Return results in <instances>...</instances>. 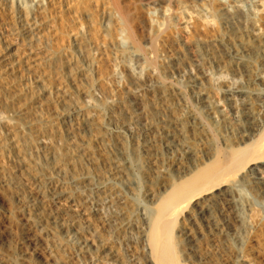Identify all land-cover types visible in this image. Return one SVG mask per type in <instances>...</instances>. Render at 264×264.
I'll list each match as a JSON object with an SVG mask.
<instances>
[{"label": "bare ground", "instance_id": "6f19581e", "mask_svg": "<svg viewBox=\"0 0 264 264\" xmlns=\"http://www.w3.org/2000/svg\"><path fill=\"white\" fill-rule=\"evenodd\" d=\"M60 1L0 0L22 40L0 47L7 223L24 218L43 264H76L71 248L115 264L240 255L264 217V0H139L160 13L152 32L128 0H91L53 47ZM19 254L7 239L0 264H34Z\"/></svg>", "mask_w": 264, "mask_h": 264}, {"label": "rangeland", "instance_id": "374dc122", "mask_svg": "<svg viewBox=\"0 0 264 264\" xmlns=\"http://www.w3.org/2000/svg\"><path fill=\"white\" fill-rule=\"evenodd\" d=\"M13 2H14V4H16V2H17V5H19L18 3H22L21 5H23L24 7H29V8H31L32 6H34L33 4L36 2V1H38V0H12ZM64 0H62V1H60V2H58L56 5L57 6H59L60 5V7L58 8L60 11H58V9H53V16L56 18H53L54 19V21H53V23H54V28L57 30V32H56V30H55V32L53 31V33H57L58 35L56 36V35H54V37L52 38V42H55V43H52V46L53 45H55V46H59V44L61 45L62 43L64 44V42H65V40H66V36L67 35H65V33L66 32H68L69 33V31H71V29H73V25H72V23L70 22V20L69 19H72V17L75 15L74 13V10H75V8H76V6H77V8L79 7V8H87L89 5V7L88 8H91V7H94L95 9H97V6L96 5H94L95 3H93V1H91V0H74V2L72 1V3L70 4H67L68 3V1L70 2V0H65L64 2H63ZM86 3H85V2ZM129 2H131L133 5H134V7H135V14L137 15V17H138V19H142L141 21L144 23V25H145V28H146V31L147 32H152L153 31V27H155V24H157V21H159V14L160 13H158V10H156V9H153V10H151V13H150V15L149 14H147V12H145V8H144V6L142 5V3L139 1V0H128ZM63 2V3H62ZM77 2V3H76ZM79 2V3H78ZM63 4V5H62ZM78 4V5H77ZM86 4H88V5H86ZM55 5V6H56ZM72 5H73V7H72ZM93 5V6H92ZM138 5V6H137ZM140 5V6H139ZM31 6V7H30ZM64 7V8H62V7ZM67 6V7H66ZM71 8H69V7ZM142 6V7H141ZM3 9H0V47L1 46H3V44H6V42L7 43H11V45H13L14 47L15 46H19L20 44H21V42H22V40L20 39V37H18V36H16V35H13L12 34V29H14V28H16L17 27V22H16V20H15V18H12V14H10V12L8 11V10H6L7 8H5L6 7V5L5 6H1ZM0 7V8H1ZM61 8V9H60ZM72 8H74V10L72 9ZM94 8H92V9H94ZM142 8V9H141ZM2 10V11H1ZM6 10V11H5ZM56 12H55V11ZM144 10V11H143ZM66 11V12H65ZM156 11V12H155ZM9 12V13H8ZM60 12V13H59ZM63 12V13H62ZM138 12V13H137ZM57 13V14H56ZM156 14V15H155ZM172 14V12H170V14L169 15H171ZM57 16V17H56ZM61 16V17H60ZM71 16V18H69ZM172 17H175V14H173V15H171ZM141 17V18H140ZM149 17V18H148ZM152 18V19H151ZM159 18V19H158ZM2 20H3V22H2ZM15 22H13V21ZM6 22V23H5ZM13 22V23H12ZM67 22V23H66ZM14 24V26H13V28H12V24ZM16 24V25H15ZM71 24V25H70ZM10 25V26H9ZM56 25V26H55ZM66 25H68L67 27H66ZM149 26V27H148ZM10 27H11V29H10ZM71 28V29H69V31H68V28ZM12 30V31H11ZM59 30V31H58ZM63 30V31H62ZM66 31V32H65ZM95 31V30H94ZM59 32V33H58ZM65 32V33H64ZM11 33V36L12 37H10L9 36V34ZM52 33V32H51ZM60 34V35H59ZM67 34V33H66ZM8 35V36H7ZM63 36V37H62ZM65 36V37H64ZM14 37H16V39L14 38ZM18 38V39H17ZM58 38V39H57ZM65 38V39H64ZM64 39V40H63ZM8 40V41H7ZM12 40V41H11ZM61 41V42H60ZM121 41H123L122 42V45L124 44V46H125V48L127 47H129L130 46V43H129V41L128 40H126V38L125 37H122V39H121ZM13 42V43H12ZM126 42V43H125ZM59 43V44H58ZM18 44V45H17ZM21 46V45H20ZM55 46H53V47H55ZM135 66H134V65ZM131 65L134 67V68H137V64L135 63V62H131ZM140 70V69H139ZM141 71V70H140ZM141 73H142V75H144L145 74V70H143V71H141ZM178 75V76H177ZM174 76V77H173ZM176 77V78H175ZM184 79V78H186V76H182V75H180V74H178V73H175V75L173 74L172 75V77L170 78V79H168L170 82H177V80H179V79ZM180 79V80H181ZM185 80V79H184ZM183 82V86H181V87H183L182 89H185L184 90V92L185 93H188V95H189V86H187L186 85V83H185V81H182ZM185 83V84H184ZM184 85H185V87H184ZM128 138L130 139V137L128 136ZM218 145H221V142H220V140L218 141ZM10 162V163H9ZM9 163V164H8ZM11 161H8L7 159H6V161H5V164L6 165H11ZM136 172L139 174V175H141V171L139 170V169H136ZM24 184H25V186L27 187V189L28 188H30V184L27 182H25L24 181ZM29 184V185H28ZM138 190V191H137ZM136 190V192H137V194H138V196L139 197H143V195H144V191H145V187L143 186V187H140V188H138ZM140 190H141V192H140ZM3 205V203H2V201L0 200V233H3L4 235H1L0 234V241H1V239H2V241L0 242L1 244H0V247L2 246V244H4L5 242H7V239L9 240V241H11L16 247H17V251L20 253L19 254V256L21 257V258H25V254H32L33 253V256H32V262L34 263V264H43V260H44V258L42 257V255H40L41 254V252H40V250L42 249L43 250V248H42V246L41 245H35V244H33L32 242H31V240H30V236L28 235L29 233H30V231L29 232H27V229L29 228L28 227V225L26 224V222L25 221H23L24 220V218L21 216V215H17V217H16V219H17V221H16V223L18 224V225H16V224H13L12 226L11 225H9V223H7L8 222V220L6 221V219H7V213H6V211L4 210L5 208H4V205ZM3 211V212H2ZM6 213V214H5ZM5 215H6V217H5ZM248 219H249V217H248ZM4 221V222H3ZM6 221V222H5ZM249 221H251V219H249ZM261 222L263 223V224H261ZM258 225H256V227L254 228V229H252L249 233H247V234H245L244 235V243H243V246H242V248H241V253H240V255H238V253L237 252H232V250H231V252L227 249V247L225 248V246H223V245H218V246H212V245H204L203 246V252L205 253L204 255L207 257V258H205V259H207V261H208V263H205V264H246L245 262H247V260L248 261H250V259H251V261H255V260H259L258 262H260V264H264V217H263V220L261 221ZM3 223V224H2ZM2 224V225H1ZM5 224V225H4ZM16 225V226H15ZM178 225V224H177ZM3 226V227H2ZM5 226V227H4ZM179 226V225H178ZM178 226L177 227H175V228H178ZM19 227V228H18ZM9 228H10V230H9ZM12 228V229H11ZM4 229V230H3ZM16 229V230H15ZM8 230H9V232H8ZM177 229H175V231H176ZM7 231V232H6ZM14 233H13V232ZM23 231V232H22ZM10 234V235H9ZM21 234V235H20ZM8 235V236H7ZM28 235V236H27ZM5 236V237H4ZM263 236V237H262ZM2 237V238H1ZM28 237V238H27ZM3 238L5 239V240H3ZM14 238V239H13ZM18 238V239H17ZM263 238V239H262ZM262 239V240H261ZM17 240V241H16ZM5 241V242H4ZM28 242H29V244H28ZM15 243H17V244H15ZM254 244V245H253ZM34 245V246H33ZM127 246V245H126ZM124 246L123 248H121V250H122V252L124 253V252H126V248H128L127 250H130L131 248L133 249V247H131V246ZM20 247H21V250H20ZM224 250V252H223V250L221 249V248ZM23 248V249H22ZM26 248V249H25ZM39 248V249H38ZM130 248V249H129ZM135 250H137L138 249V247L135 245ZM137 248V249H136ZM206 248H208V249H206ZM217 248H218V251H217ZM254 248V249H253ZM125 249V250H124ZM216 249V250H215ZM261 249V250H260ZM34 250H35V252H34ZM75 250V251H74ZM228 250V251H227ZM260 252H259V251ZM30 251V252H29ZM38 251H39V253H38ZM68 251V250H67ZM67 251H65L64 252V256L65 255H67L66 257H68V255H70L71 256V260L73 261L74 259V261H75V263L76 264H110V262L111 261H106L105 259H104V253H102V252H96V253H94L93 254V256L94 257H89V258H83L82 256H79V257H81V258H78V255H77V253H76V248L74 249V248H71V251H70V253L69 252H67ZM138 252H139V249L137 250ZM29 252V253H28ZM72 252V253H71ZM76 254H75V253ZM258 252H259V254H260V256L258 257ZM127 253H130V252H127ZM221 254V255H220ZM246 254V255H245ZM41 257H40V256ZM77 257H76V256ZM237 257H236V256ZM250 255V256H249ZM70 256H69V259H70ZM241 256V257H240ZM96 257V258H95ZM101 257H102V259H101ZM180 257L181 258H183V256H181V254H180ZM211 257V258H210ZM217 257V258H216ZM236 257V258H235ZM244 257V258H243ZM36 258V259H35ZM233 258V259H232ZM249 258V259H248ZM34 259V260H33ZM253 259V260H252ZM255 259V260H254ZM99 260H101V261H99ZM241 260V261H240ZM80 261V262H79ZM103 261V262H102ZM85 262V263H84ZM90 262V263H89ZM108 262V263H107ZM213 262V263H212ZM111 263H113V262H111ZM181 263L182 264H185L186 263V261L184 262V259L181 261ZM204 263H197V264H204ZM113 264H115V263H113ZM186 264H189V263H186Z\"/></svg>", "mask_w": 264, "mask_h": 264}]
</instances>
